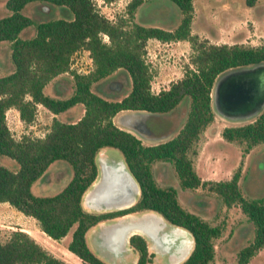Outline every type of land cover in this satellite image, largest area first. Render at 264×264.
<instances>
[{"label":"trees","instance_id":"trees-1","mask_svg":"<svg viewBox=\"0 0 264 264\" xmlns=\"http://www.w3.org/2000/svg\"><path fill=\"white\" fill-rule=\"evenodd\" d=\"M142 1L128 0L125 15L110 20L98 11L93 0H4L8 13L0 16V40L9 42L13 69L0 75V154L11 157L18 166L11 170L0 164V202L5 201L33 217L39 229L53 239L71 230L66 248L79 258L80 264H109L86 243L85 233L91 226L125 211L143 210L156 211L190 233L192 247L178 264H208L214 257L213 239L219 236L221 227L185 209L177 195L178 190L188 191L200 186L213 192L225 206L237 204L244 213L252 236L234 256L235 264H248L251 256L264 246V195L242 194L238 183L240 166L227 179H201L188 153L196 152L194 143L213 119L211 88L217 75L230 68L263 62L264 40L246 45L213 43L199 38L191 32V0H171L181 12L174 27L143 24L133 19ZM31 2L58 6L66 13L34 20L21 12L22 7ZM28 25L33 26L34 33L20 37L19 32ZM148 38L183 39L191 48L182 75L156 92L150 90L152 73L144 56ZM79 49L88 51L91 68L82 73L70 70L72 89L67 95L44 93L43 86L49 80L69 71L71 55ZM118 69L129 77V87L121 96L109 98L91 89L92 84ZM37 103L53 113L81 104L83 112L67 121L52 117L43 136L23 133L15 138L6 124L5 110L14 107L19 118L28 123L34 117ZM177 105L181 110L185 108L181 125L170 137L153 143H143L112 120L123 110L164 114L174 112ZM220 136L242 143L245 152L264 142V106L247 121L224 125ZM106 147L116 148L121 153L139 193L129 207L95 212L82 206L81 197L95 178L96 153ZM55 159L69 164V179L52 194H33L32 182L41 177ZM157 163L173 167V184L156 183L152 167ZM129 245L136 252L133 264L151 262L153 253L140 234H131ZM0 264L74 263L53 255L28 232L15 228L6 238H0Z\"/></svg>","mask_w":264,"mask_h":264},{"label":"rangeland","instance_id":"rangeland-1","mask_svg":"<svg viewBox=\"0 0 264 264\" xmlns=\"http://www.w3.org/2000/svg\"><path fill=\"white\" fill-rule=\"evenodd\" d=\"M93 1L101 14L110 20H115L119 15H125V4L128 0H111L108 2L104 0ZM191 2L193 8L190 25L191 32L196 33L199 38H207L209 42H212L211 40L214 42L217 41L218 43L231 41L241 42L246 45H256L264 40V0H251L248 3H246V0H191ZM224 4L227 5L223 7ZM21 12L32 16L34 20L63 16L66 13V11H62L58 6L49 7L44 3L36 2L25 4ZM7 13L8 10L4 6V0H0V16L6 15ZM180 13L178 6L171 0H143L133 14V19L143 24L157 25L168 29L177 24L180 19ZM33 33V26L28 25L19 32V36L27 37ZM102 38L106 39L104 35ZM145 50L144 56L149 63L152 73L150 90L153 92L161 88H166L169 82L176 80L182 75L184 66L189 62V55L191 53L188 41L183 39L160 41L155 38H148L145 43ZM9 52L10 49L6 43L0 41V75L9 72L13 68ZM91 66L92 63L88 51L86 49L77 50L71 55L69 71L56 75L48 84H45L43 91L52 96L67 95L72 89L70 70L82 73L87 72ZM118 73L127 79V88L125 90L117 93L111 92L102 84L109 77L95 82L92 84L91 89L109 98L121 96L129 87V77L121 69L114 71L112 75L115 76ZM54 80H59V84L58 82L53 83ZM179 106L177 105V109L173 113L174 117L176 115L178 117L177 127L172 132L173 134L181 125L184 116L185 108L183 106L181 110ZM81 112L82 105L75 104L64 112H58V118L60 120H67V116H77ZM251 118H227L217 111H214L212 121L203 129L197 141L194 143L196 152L188 153L194 170L201 179H227L234 169L240 166L238 183L242 194L247 197L264 195V142L253 145L245 152L242 151V143L224 140L220 136V130L224 125L241 123ZM5 120L11 134L15 138H18L23 133L33 136H43L51 122L49 113L42 107L38 111L36 109L33 119L28 123L23 122L18 114L14 113L12 115L11 111L5 113ZM175 122L171 118L161 117L160 115H149L147 119L148 125L151 124L153 127L157 126L154 129L158 133L168 131ZM28 124L31 125L29 126ZM155 141L142 138L143 143ZM100 152L104 153L105 158L110 156L113 158H122L118 149L113 147H106L104 150L102 148ZM0 164L11 170L16 169L18 166L14 159L4 154H0ZM157 165H160V163L154 164L152 167L156 183L159 185L173 184L175 182L173 167L169 164H163L161 172L160 167H158V171H155ZM96 171L95 178H100V186L97 189H101L102 191L86 195L85 201L87 205L94 206L95 208H98L96 206L99 205H104L106 208L118 205L120 202L119 195L112 196L110 195L111 193L109 194L113 190L112 181L115 178L114 173L104 164L102 168L97 166ZM70 175L71 169L69 164L63 159H55L49 163L45 173L32 182L30 190L35 195L52 194L66 183ZM177 195L179 203L185 209L193 210L211 224H219L221 227L219 236L213 239L214 257L208 264H235L234 254L236 250L242 244L248 243L252 236L251 227L246 221V217L240 207L237 204L225 206L213 192L207 191L200 186L191 188L188 191L178 190ZM1 204L2 202H0L1 239L6 238L9 231L15 228L25 230L31 236L37 237L39 228L36 220L17 211L10 204V207H4L5 205ZM82 205L87 208L83 203ZM114 208L116 209L117 207ZM87 210L101 212L111 209L96 210L88 207ZM145 216L150 215L146 214L143 218ZM113 219L110 218L101 222L111 221ZM162 225L159 224L160 227ZM70 235L71 231H68L61 240L53 241L47 238L40 245L49 250V252H51L50 250L56 252L57 257L61 255L71 263H80V260L66 248V243L70 239ZM162 235L163 233L160 237ZM178 235L182 237L180 242L185 245V248L181 249V247H176L175 251L171 254L172 256L177 254V257L181 256L180 254L187 250L186 245L189 244V240L186 239L185 234L178 233ZM147 244L149 243L147 242ZM260 249L251 256L248 264H264V246ZM148 250L153 253L152 261L149 264H170L174 258L171 256L172 258L168 260L163 257L161 261L160 251H154L151 247H148ZM124 251L128 255L125 259L124 257L121 258L122 262H118V264H125L126 262L124 261L127 259L129 263H132L135 258L134 253L129 249ZM122 255L124 256V254Z\"/></svg>","mask_w":264,"mask_h":264},{"label":"water","instance_id":"water-1","mask_svg":"<svg viewBox=\"0 0 264 264\" xmlns=\"http://www.w3.org/2000/svg\"><path fill=\"white\" fill-rule=\"evenodd\" d=\"M211 102L214 111H218L227 118L244 119L255 116L264 106V61L251 65L230 68L217 75L211 88ZM153 114L145 110H130L120 113L116 120L127 130L137 132V125L146 126V118ZM170 132L158 137L162 139L168 137ZM153 140L156 138H147ZM95 163L99 167L103 163L110 171L119 174V178H113V190L109 192L114 196L120 193V189L130 193L133 201V193H138V185L122 158H113L112 156L105 158L103 152H98L95 156ZM96 176V175H95ZM124 180V183H122ZM122 183V184H120ZM87 190L81 197V203L96 210L113 209L106 208L104 205L94 206L87 205L85 199L89 193H98L102 191L97 189L100 186V178L96 177L89 184ZM104 191V190H103ZM125 203V202H124ZM123 203V204H124ZM129 205L128 203L126 206ZM153 215L155 218L145 219L144 215ZM163 224L159 229L157 225ZM102 240L100 245L103 253L96 249L95 252L100 255L109 264H118L114 256H120L124 250L129 247V236L131 234H140L147 244V248L151 247L154 251H160L157 244L166 246L167 249L174 250L178 246L179 240L182 238L178 233L174 232L175 228L182 229L189 240V246L181 256L174 255L170 264H178L189 253L192 247V238L190 233L183 227L168 222L161 214L153 210H147L138 213L126 214L111 221L100 222L97 226ZM164 234L163 240L160 235Z\"/></svg>","mask_w":264,"mask_h":264},{"label":"flooded vegetation","instance_id":"flooded-vegetation-1","mask_svg":"<svg viewBox=\"0 0 264 264\" xmlns=\"http://www.w3.org/2000/svg\"><path fill=\"white\" fill-rule=\"evenodd\" d=\"M127 79H126V77H124L122 74H120V73H118V74H116L115 76L114 75H112V76H109V78L107 79V80H105L102 84L103 85H105V87H107L111 92H113V93H117V92H119V91H122V90H125L126 88H127ZM218 112V111H217ZM219 113V112H218ZM219 114H221V113H219ZM150 115H160L161 117H167V118H171V119H173V120H175L176 122H175V124L173 125V126H171V128L168 130V131H165L164 133H158V132H156L155 131V129L154 128H156V127H153L151 124L150 125H148L147 124V119H148V117L146 118V126H139V125H137V132L142 136V137H155V136H159V135H162V134H166V133H168L169 131H171L174 127H175V125H176V123H177V115H176V117H174L173 116V113L171 114H169V113H164V114H150ZM221 115H223V114H221ZM224 116V115H223ZM161 127V126H160ZM163 166V164L161 165H157L156 167H155V171H158L157 169H158V167H160L161 169H160V171L162 172V167ZM166 169V168H165ZM138 193H139V191H138ZM138 193H133V201H131L132 200V198L130 197V193L129 192H127V191H125V190H123V189H121L120 190V193L118 194L119 195V199H120V202H119V204L118 205H115V206H113V207H117L116 209H123V208H126V207H129L135 200H136V198H137V195H138ZM90 194V193H89ZM88 194V195H89ZM125 202V203H124ZM124 203V204H123ZM129 204V205H127L126 206V204ZM115 208H113V209H111V210H114ZM138 212H140V211H125V212H123V213H120L119 215H117V216H114L113 218H117V217H120V216H123V215H126V214H132V213H138ZM150 218L151 219H153V218H155V217H153V216H150ZM157 228L159 229L160 228V226L159 225H157ZM174 232H177V233H180V234H183L184 235V232L185 231H183L182 229H179V228H175V230H174ZM165 236H164V234L161 236V240H163V238H164ZM102 239V238H101ZM181 240V239H180ZM180 240H179V242H178V246L177 247H181V249H183V248H185V245L183 244V243H181L180 242ZM187 242V241H186ZM179 244H180V246H179ZM158 245V248H159V250H160V260H161V258L163 259V257H165V258H167L168 260H170L173 256H172V252L173 251H175V249H176V247H174V250H172V249H167L166 248V246H162V244H157ZM187 246V248H188V246H189V244H187L186 245ZM122 254H124V256L123 255H120V256H118L117 258L119 259V260H121V258H123L124 257V259L127 257V255L128 254H126V251H124ZM172 256V257H171ZM151 261H152V258H151ZM162 261V260H161Z\"/></svg>","mask_w":264,"mask_h":264},{"label":"crops","instance_id":"crops-1","mask_svg":"<svg viewBox=\"0 0 264 264\" xmlns=\"http://www.w3.org/2000/svg\"><path fill=\"white\" fill-rule=\"evenodd\" d=\"M225 5H227V4H224L223 5V7L225 6ZM230 6V5H229ZM211 8V7H210ZM206 36V35H205ZM210 40H211V38H210ZM0 41H4L5 43H6V45L8 46V48H9V42L8 41H6V40H0ZM213 43H218L217 41H213V40H211ZM223 42H225V41H223ZM227 43H233V42H229V41H226ZM225 42V43H226ZM10 53V52H9ZM13 69V68H12ZM11 71V70H10ZM9 71V72H10ZM8 73V72H7ZM59 75V74H58ZM56 77V76H55ZM52 79H54V77L52 78ZM50 81V80H49ZM49 81L46 83V84H48L49 83ZM54 82H58V84H59V80H54L53 81V83ZM56 85V84H55ZM45 86V85H44ZM43 86V87H44ZM59 87H62V86H59ZM126 92V91H125ZM45 93V92H44ZM50 95V94H49ZM40 107H42L44 110H46L48 113H49V116H50V118H52V117H56V118H58V113H53V112H51V111H49L47 108H45L43 105H41L40 103H37L36 104V109H37V111L40 109ZM8 111H11V113H12V115H14V113H16V114H18V111L14 108V107H8L6 110H5V113L6 112H8ZM124 111H130V110H123V111H119L118 113H116L113 117H112V120H113V122L117 125V126H119V127H121V128H124L120 123H118L117 122V120H116V117L120 114V113H122V112H124ZM82 112H83V108H82ZM82 112H81V114H82ZM167 113H174V112H167ZM166 113V114H167ZM80 114V115H81ZM80 115H72L71 117H66L67 118V120H70V119H73V118H76V117H78V116H80ZM75 116V117H74ZM59 119V118H58ZM66 120V121H67ZM29 126L31 125V124H28ZM177 126L175 125V127L171 130V131H169L170 132V135L168 136V137H170L171 136V134H173L172 132H174V130H175V128H176ZM124 129H126V128H124ZM127 130V129H126ZM128 131H131V130H128ZM168 132V133H169ZM133 134H135L137 137H139L141 140H142V138H144V139H147V138H154V137H140V136H138L135 132H132ZM167 134V133H166ZM163 135H165V134H162V135H159V136H155V138L156 139H153V140H156L157 141V138L158 137H160V136H163ZM165 138H167V137H165ZM165 138H162V139H158V141H160V140H163V139H165ZM155 141V142H156ZM151 143H153V142H151ZM103 150H104V148H103ZM98 152H100V150L98 151ZM96 154H98V153H96ZM162 165V164H161ZM102 166H103V163L101 164V168H102ZM96 168H97V165H96ZM97 172V171H96ZM2 202V204L1 205H5L4 207H10L9 206V204L7 203V202H5V201H1ZM94 203V202H93ZM95 204V203H94ZM85 205V204H84ZM83 206V205H82ZM86 206V205H85ZM87 208H85V209H88V206H86ZM90 208V207H89ZM90 209H94V208H90ZM17 210V209H16ZM17 211H19V210H17ZM26 216H28V215H26ZM29 217H31V216H29ZM33 218V217H32ZM34 219V218H33ZM35 220V219H34ZM96 225H98V224H96ZM37 226H38V224H37ZM39 228V227H38ZM39 232H37V237L36 236H32L39 244H41L42 243V241H44V239H47V238H49V239H51V240H53V241H58V240H61L63 237H65V235L64 236H62L61 238H59V239H53V238H51V237H49L47 234H45L42 230H38ZM69 231H71V230H69ZM68 232V231H67ZM29 234V233H28ZM30 235V234H29ZM46 237V238H45ZM102 238V236H101V234H100V231L98 230V228L96 227V226H91L87 231H86V233H85V240H86V243H87V245H88V247L94 252V250L93 249H96V250H98V251H101L102 253H103V250H102V247H101V245H100V242H101V239ZM40 239V240H39ZM69 240V239H68ZM45 241H48V240H45ZM68 242V241H67ZM67 244V243H66ZM128 249L129 250H131L133 253H134V256H135V258H134V260H133V262L132 263H129V260L127 259V260H125L124 262H126L125 264H133L134 262H135V260H136V252L131 248V246L129 245V247H128ZM259 250H261V249H259ZM49 251V250H48ZM51 251V253L53 254V255H55V256H57L55 253L56 252H54L53 250H50ZM56 251V250H55ZM99 258H101L102 260H104L100 255H98L96 252H94ZM68 255V254H67ZM58 257H60V258H64V260L65 261H67V262H69V263H71L70 261H68L67 259H65V257H63V256H61V255H58ZM77 257V256H76ZM115 258V260L117 261V262H122L121 260H119L117 257L118 256H114ZM78 258V257H77ZM78 260H79V258H78ZM105 261V260H104ZM107 262V261H106ZM108 263V262H107ZM76 264H80V263H76Z\"/></svg>","mask_w":264,"mask_h":264},{"label":"bare ground","instance_id":"bare-ground-1","mask_svg":"<svg viewBox=\"0 0 264 264\" xmlns=\"http://www.w3.org/2000/svg\"><path fill=\"white\" fill-rule=\"evenodd\" d=\"M108 169H109V168H108ZM109 170H110V169H109ZM112 172H113V171H112ZM113 173H114V177H115V178H117V177L119 178V174H117V173H115V172H113ZM122 183H124V180H123ZM122 183H120V184H122ZM119 189L121 190L122 188H119ZM87 195H88V194H87ZM153 217H154V216H153ZM144 218H145V219H149L150 216H145Z\"/></svg>","mask_w":264,"mask_h":264}]
</instances>
